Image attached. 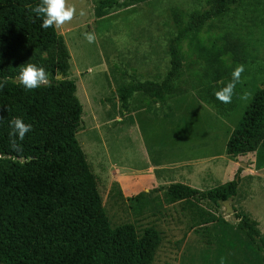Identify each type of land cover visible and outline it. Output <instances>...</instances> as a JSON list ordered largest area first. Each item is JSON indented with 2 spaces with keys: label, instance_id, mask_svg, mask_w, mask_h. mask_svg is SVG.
<instances>
[{
  "label": "trees",
  "instance_id": "trees-1",
  "mask_svg": "<svg viewBox=\"0 0 264 264\" xmlns=\"http://www.w3.org/2000/svg\"><path fill=\"white\" fill-rule=\"evenodd\" d=\"M240 1L205 0V9L192 10L186 20L177 21L167 44L169 68L165 75L158 81L135 78L118 86L120 107L127 109L133 92L145 94L153 103L165 101L175 94V80L186 65L194 62L201 66L193 71L200 83L196 97L210 103L220 116L231 112L236 90L227 104L218 101L214 93L221 81L231 80L232 42L228 36L210 37L208 32L213 19ZM39 2L0 0V80L8 78L0 89V155L4 157L0 159V264H151L160 240L156 228L145 226L138 234L129 222L109 225L93 174L75 138L81 105L74 81L66 76L69 54L56 29L41 28L42 20L31 10ZM110 3L99 1L102 7ZM203 29L206 39L200 35ZM24 63L42 66L54 77H61L49 86L26 90L14 81ZM203 77L205 83H201ZM13 117L32 125L22 142V154L9 146ZM262 145L264 72L260 87L252 92L226 139L225 153L242 155ZM25 157L29 159L21 163ZM238 180L236 172L231 180L208 190L178 182L154 189L164 188L169 201L198 197L220 205L221 200L234 195ZM232 209L236 227L264 259V242L253 222Z\"/></svg>",
  "mask_w": 264,
  "mask_h": 264
},
{
  "label": "rangeland",
  "instance_id": "rangeland-1",
  "mask_svg": "<svg viewBox=\"0 0 264 264\" xmlns=\"http://www.w3.org/2000/svg\"><path fill=\"white\" fill-rule=\"evenodd\" d=\"M99 1L68 0L77 14L56 31L66 45V76L74 81L81 105L75 138L93 174L109 225L129 222L138 234L145 226L156 228L160 240L151 264H264L261 252L236 227V218L224 215L221 204L198 197L169 201L164 188L137 191V197L129 199L113 181L111 165L119 157L137 166L144 164L146 156L138 152L135 138L140 126L145 135L151 131L157 135L156 145L147 148L150 160L157 156L171 158V152L163 151L176 146L186 147V155L221 150L252 92L260 87L264 72V0H241L210 22V37L224 35L231 39L234 68L244 65L241 82L235 88V106L226 116L218 115L210 103L196 97L200 83L193 71L201 66L194 62H189L175 80L173 96L179 97L172 110L176 115H169L172 110L166 104L168 100L155 105L140 92L131 94L123 110L115 91L130 79L159 80L165 75L169 68L167 44L176 22L186 20L192 10L205 9V0H109L111 3L104 7ZM85 33H95L96 41L89 43ZM200 35L206 39L204 29ZM243 93L249 94L247 100L240 99ZM133 117L138 128L128 124Z\"/></svg>",
  "mask_w": 264,
  "mask_h": 264
},
{
  "label": "crops",
  "instance_id": "crops-1",
  "mask_svg": "<svg viewBox=\"0 0 264 264\" xmlns=\"http://www.w3.org/2000/svg\"><path fill=\"white\" fill-rule=\"evenodd\" d=\"M178 97H168L161 104L168 100L166 104L171 106L172 110L173 106L178 104ZM176 114L172 110L169 115ZM118 120H122L120 116ZM135 123V117H133V122L128 124L137 126ZM140 128L137 129L135 138L138 152H141V156H146L144 164L137 166L123 157L111 162L115 172L113 181L117 182L124 195L131 197L137 191L145 192L176 182L199 190H208L223 185L238 172L239 180L231 197V206L240 216L253 222L259 236H264V145L242 155L226 154L225 142L231 128L224 139V146L218 152L186 155L183 154L186 147L176 146L175 149L163 151L171 152V158L157 156L150 160L147 148L156 145L157 135L151 131L152 133L147 136ZM204 144L210 146L209 143Z\"/></svg>",
  "mask_w": 264,
  "mask_h": 264
},
{
  "label": "clouds",
  "instance_id": "clouds-1",
  "mask_svg": "<svg viewBox=\"0 0 264 264\" xmlns=\"http://www.w3.org/2000/svg\"><path fill=\"white\" fill-rule=\"evenodd\" d=\"M32 12L36 14L37 18L42 20L41 28L61 29L63 26L69 24L77 14V9L74 5H70L68 0H40V2L33 7ZM84 13L81 11L80 15ZM35 22V21H33ZM85 39L89 43L96 41L95 33H85ZM244 72V65L238 64L231 73V80L227 83L220 82L221 87L214 93L216 99L221 103H231L237 83L241 82V75ZM55 77L42 66H37L33 63H24L20 66L19 72L16 76V82L23 86L26 90H34L42 86H49L52 84ZM8 82L5 77L0 80V89L4 88ZM248 93H243L240 99L247 100ZM2 119V118H0ZM9 146L15 153L22 154L24 149L22 142L26 134L32 130V125L27 124L20 117H13L9 121ZM4 157L0 155V159ZM29 158H23L20 162L25 163Z\"/></svg>",
  "mask_w": 264,
  "mask_h": 264
},
{
  "label": "water",
  "instance_id": "water-1",
  "mask_svg": "<svg viewBox=\"0 0 264 264\" xmlns=\"http://www.w3.org/2000/svg\"><path fill=\"white\" fill-rule=\"evenodd\" d=\"M61 75L57 74L55 75V78L58 79L60 78ZM14 81H16V77L14 78ZM222 207H223V213L224 215H230L233 212L232 206H231V196L226 197L225 199L220 201Z\"/></svg>",
  "mask_w": 264,
  "mask_h": 264
}]
</instances>
